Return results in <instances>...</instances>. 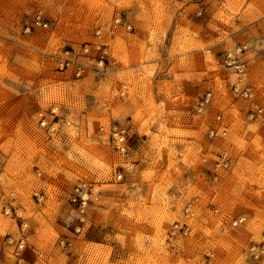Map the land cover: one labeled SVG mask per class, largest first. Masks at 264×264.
Wrapping results in <instances>:
<instances>
[{
  "label": "rangeland",
  "instance_id": "1",
  "mask_svg": "<svg viewBox=\"0 0 264 264\" xmlns=\"http://www.w3.org/2000/svg\"><path fill=\"white\" fill-rule=\"evenodd\" d=\"M37 9L48 25L27 29ZM96 39L108 61L78 59L97 69L57 67L63 49ZM192 76L204 88L190 97ZM204 89L210 102L194 111ZM52 103L71 121L56 136L34 118ZM116 124L126 153L110 141ZM220 153L227 165L214 170ZM78 184L91 191L82 213ZM5 201L30 224L19 257ZM205 261L264 264V0H0V264Z\"/></svg>",
  "mask_w": 264,
  "mask_h": 264
},
{
  "label": "built area",
  "instance_id": "2",
  "mask_svg": "<svg viewBox=\"0 0 264 264\" xmlns=\"http://www.w3.org/2000/svg\"><path fill=\"white\" fill-rule=\"evenodd\" d=\"M120 21V17L114 18V25ZM39 25L46 27L48 25V18L43 13L41 9H37L31 18L30 25H27L28 29L30 26ZM127 28H130L129 24H125ZM100 35H97L99 38ZM78 56H87L88 59L96 61L98 64L108 61V50L107 44L98 39L90 42H86L79 47L74 48H65L61 51V54L55 55L57 67L63 70H70L74 76H81L89 69H97L87 65L82 60L78 59ZM226 66H231L235 69L236 72L240 73L242 71V66L244 62L241 60L240 55L234 53H226L225 58L222 61ZM231 89L237 91V93L244 97H250L252 94V87L249 84H246L242 87H237V83L232 84ZM212 97V92L210 89H206L201 96L198 97L197 102L194 105V109L198 112L200 111L207 103L210 102ZM261 107L257 105L254 108H251L248 112L249 116L256 115L258 112H261ZM34 118L36 121L37 127L47 134L48 136L59 135L64 128L70 124V119L61 115L59 111V105L57 103H52L49 107L44 110H39L34 113ZM217 119L220 118L219 114L216 116ZM226 130H222V133H225ZM210 137L217 135V129L215 127L210 128L208 131ZM110 141L113 148L119 153H126L129 150L130 141L129 136L125 126L122 125H112L110 127ZM206 161L205 158H203ZM227 165L226 158L223 157V154H218V158L213 160V168L217 170L219 168L225 167ZM213 170V173L216 172ZM122 176L120 170L115 172V177L118 179ZM91 191L84 189L82 185H75L74 191L71 195V201L77 205L78 212L82 213L86 204L90 201L89 195ZM37 194V199L40 197ZM2 210L5 214L12 216L17 224V230L13 234H7L6 240L11 245L12 254L16 257L21 256L23 249L30 243V224L29 221L23 216L21 209L9 202L5 201L2 204ZM241 218H235L232 220V224H237L241 221ZM78 229L79 227H75ZM64 243L70 245V240L68 238L63 239ZM204 264H209L208 261H205Z\"/></svg>",
  "mask_w": 264,
  "mask_h": 264
},
{
  "label": "crops",
  "instance_id": "3",
  "mask_svg": "<svg viewBox=\"0 0 264 264\" xmlns=\"http://www.w3.org/2000/svg\"><path fill=\"white\" fill-rule=\"evenodd\" d=\"M206 24V23H205ZM205 40H210V37H203ZM222 43V42H221ZM219 44V43H218ZM222 47L220 48H217L216 50V53L221 57L224 56V52L222 54V52L224 51L223 49H221ZM203 84H204V81H201V82H198L197 81V76H192L190 78H186L183 80V89H184V92L189 95L190 97H193V96H198L201 92H203ZM205 90V89H204ZM192 109L195 111L194 109V106L192 107ZM190 111H191V107H190Z\"/></svg>",
  "mask_w": 264,
  "mask_h": 264
},
{
  "label": "bare ground",
  "instance_id": "4",
  "mask_svg": "<svg viewBox=\"0 0 264 264\" xmlns=\"http://www.w3.org/2000/svg\"><path fill=\"white\" fill-rule=\"evenodd\" d=\"M240 222V221H239ZM238 223V222H237Z\"/></svg>",
  "mask_w": 264,
  "mask_h": 264
}]
</instances>
